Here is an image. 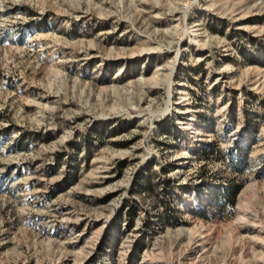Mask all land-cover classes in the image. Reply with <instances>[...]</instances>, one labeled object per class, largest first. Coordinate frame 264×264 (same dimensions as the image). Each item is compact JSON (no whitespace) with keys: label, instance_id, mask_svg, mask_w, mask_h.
<instances>
[{"label":"rangeland","instance_id":"rangeland-1","mask_svg":"<svg viewBox=\"0 0 264 264\" xmlns=\"http://www.w3.org/2000/svg\"><path fill=\"white\" fill-rule=\"evenodd\" d=\"M0 264H264V0H0Z\"/></svg>","mask_w":264,"mask_h":264},{"label":"trees","instance_id":"trees-1","mask_svg":"<svg viewBox=\"0 0 264 264\" xmlns=\"http://www.w3.org/2000/svg\"><path fill=\"white\" fill-rule=\"evenodd\" d=\"M239 190H240V186H233L232 189H231V192H232V197H235L238 193H239ZM234 203V202H232ZM205 214L202 213V216H204Z\"/></svg>","mask_w":264,"mask_h":264}]
</instances>
